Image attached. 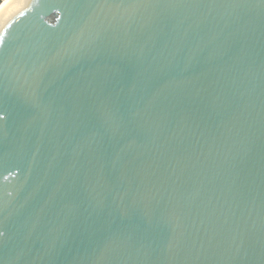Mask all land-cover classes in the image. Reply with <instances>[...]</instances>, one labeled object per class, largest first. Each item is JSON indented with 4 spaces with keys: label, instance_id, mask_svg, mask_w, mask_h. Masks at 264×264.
<instances>
[{
    "label": "water",
    "instance_id": "95a60500",
    "mask_svg": "<svg viewBox=\"0 0 264 264\" xmlns=\"http://www.w3.org/2000/svg\"><path fill=\"white\" fill-rule=\"evenodd\" d=\"M0 233V264H264V0L9 1Z\"/></svg>",
    "mask_w": 264,
    "mask_h": 264
},
{
    "label": "bare ground",
    "instance_id": "6f19581e",
    "mask_svg": "<svg viewBox=\"0 0 264 264\" xmlns=\"http://www.w3.org/2000/svg\"><path fill=\"white\" fill-rule=\"evenodd\" d=\"M11 0H3V2L0 4V10Z\"/></svg>",
    "mask_w": 264,
    "mask_h": 264
},
{
    "label": "snow or ice",
    "instance_id": "6c2138e0",
    "mask_svg": "<svg viewBox=\"0 0 264 264\" xmlns=\"http://www.w3.org/2000/svg\"><path fill=\"white\" fill-rule=\"evenodd\" d=\"M0 235H2V233H0Z\"/></svg>",
    "mask_w": 264,
    "mask_h": 264
},
{
    "label": "trees",
    "instance_id": "16d2710c",
    "mask_svg": "<svg viewBox=\"0 0 264 264\" xmlns=\"http://www.w3.org/2000/svg\"><path fill=\"white\" fill-rule=\"evenodd\" d=\"M2 0H0V2H1Z\"/></svg>",
    "mask_w": 264,
    "mask_h": 264
}]
</instances>
